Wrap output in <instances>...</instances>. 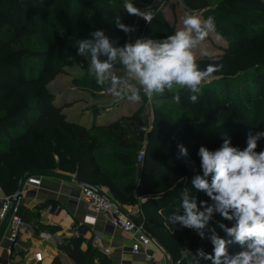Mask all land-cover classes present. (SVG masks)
Segmentation results:
<instances>
[{"label":"trees","instance_id":"1","mask_svg":"<svg viewBox=\"0 0 264 264\" xmlns=\"http://www.w3.org/2000/svg\"><path fill=\"white\" fill-rule=\"evenodd\" d=\"M134 1L146 6L152 0ZM206 1L182 0L188 10H204V18H214L216 31L227 41L223 50L224 62L239 60L256 44L264 42V0H223L213 8H206ZM87 2L83 0L75 11L68 0H63L62 6L58 0H0V189L5 195L12 196L24 174H48L55 170L74 176L75 180L93 189L105 187L120 208H137L133 220L142 224L170 264H189V260L180 255L182 250L195 255L197 249H202L211 254L212 245L189 229L179 226L173 229L167 225L166 218L180 209L181 191L185 188L196 196L198 206L200 201H208L204 193H196L191 185L193 176L201 174L197 151L201 146L218 149L223 140L212 139L204 131H193V124H206L204 118H211L228 128L230 122H237L236 117L241 121L237 125L242 128L244 137L230 138V141L232 146L239 147L251 134L247 128L254 135L259 130L264 132V100L254 96L253 102L257 98L262 109V115L259 114L262 127L257 130L256 115L253 120L246 117L248 115L241 107L219 99L213 87L203 86L196 105L189 103L188 94L180 89V105L190 116L179 123L161 112L160 107H154L155 118L146 137L143 161L137 164L136 150L141 145L136 127L133 132L126 129L131 133L129 138L121 129V123L128 119L90 129L79 123H66L59 114L63 107L52 102L53 94L44 87L47 80L60 73L55 64L59 58L54 52L55 38L59 35L65 38L74 31ZM49 18L52 23L61 20L58 35L50 34ZM245 22L259 26L248 27ZM138 24L142 33L140 38L161 40L174 33L158 15L149 23L140 19ZM30 60H34L33 64ZM15 67L18 68L17 76L13 75ZM164 98H171V95L165 94ZM212 107L217 109L213 111ZM132 119L134 125H138ZM166 130H172L170 136L176 137L175 141L163 140ZM36 134L41 136L35 137ZM106 135L114 139L113 143L105 141ZM177 144L184 145L187 157L179 156ZM159 146L160 149L153 151ZM162 146L171 151L167 152ZM23 147L30 149L29 156L20 157ZM107 151L112 160L118 162L103 155ZM181 178H184L183 183L178 182ZM215 220L220 217L216 216ZM224 223L231 226L228 221ZM220 235L223 237L224 233ZM228 250L235 254L241 248L231 245ZM63 251L75 264H107L103 257H98V262L94 263V253L81 252L75 242L66 245ZM51 264L60 262L54 259ZM200 264L211 262L201 259Z\"/></svg>","mask_w":264,"mask_h":264},{"label":"clouds","instance_id":"2","mask_svg":"<svg viewBox=\"0 0 264 264\" xmlns=\"http://www.w3.org/2000/svg\"><path fill=\"white\" fill-rule=\"evenodd\" d=\"M123 9L145 22L153 19L150 10L141 12L134 7V0H125ZM116 27L125 33L131 31L118 19ZM210 34H215L217 40L221 38L214 18L188 12L182 27L164 39L138 38L118 46L103 30H95L90 38L78 39L75 51L87 62L86 71L94 76L95 84L106 88L113 97L139 103L142 98L151 100L178 86L187 90L189 101L196 103L201 85L218 70L213 65L200 69L194 55ZM118 71L124 75H117ZM171 99L181 102L179 94H173ZM262 139L264 132L249 135L242 150L232 146L230 138H223L215 150L199 147L201 174L193 176L191 185L208 201H200L198 206L196 196L185 188L181 191L180 209L166 218L173 229H189L211 243V254L202 249H197L195 255L182 250L180 255L189 264H200L201 259L211 264H264V149L256 151ZM177 149L180 157L188 156L184 145L177 144ZM216 216L220 220H215ZM231 245H238L241 251L230 254Z\"/></svg>","mask_w":264,"mask_h":264},{"label":"rangeland","instance_id":"3","mask_svg":"<svg viewBox=\"0 0 264 264\" xmlns=\"http://www.w3.org/2000/svg\"><path fill=\"white\" fill-rule=\"evenodd\" d=\"M62 1L63 0H58L60 6H62ZM82 1L83 0H68V3L72 4V9L76 11ZM220 1L223 0H207L206 8H213L214 5ZM124 3L125 0H88L83 9L82 17L79 18L74 31L65 38L60 37V35L55 38L56 40L54 43L56 47L54 48V52H56L59 57L55 60V64L59 66L60 73L47 80L44 87L48 88L53 94L52 102L57 107H63L59 112L63 117V121L66 123H73V119L78 121L81 120L83 121L82 123H84V127L87 129L97 127L94 124L91 125L92 118H94L97 113L102 111L105 112L106 110V112H108L109 108L111 109L110 111H113L112 107L120 109L122 105L126 104L128 116L125 119L129 121L122 122L121 129L126 134V138H129L131 137V133L126 132V129L128 128L133 132V127H136V135L139 137L138 141L140 140L141 145V147L136 150L137 155L139 152H144L146 149V137L151 131L152 122L155 118L154 107H160L161 112L168 115L171 119L179 121V123H183L185 121L183 119L189 117L190 114L186 109L181 107L180 103H175L171 98H164L165 94L171 96L173 94L181 95L178 93L181 89L178 86L175 87L173 91L166 92L164 95L154 96L151 100L142 98L141 102L135 103V105L132 102L124 101L126 100L124 97L117 98L111 96L109 93L107 94L106 88L97 86L94 76L89 75L86 71L87 62L76 55L75 50L78 39L90 38V33L95 30H103L111 40L116 41L118 46H123L131 38L133 33H137L139 38L141 37L142 33L138 24V20L140 19L137 15L129 14L124 10ZM134 7L139 9V5L136 1H134ZM188 12L199 13L201 17L204 18V10L190 11L184 6L181 0L171 2L166 9H162L156 15H158L164 23H167L169 27L173 28L175 32L182 27V19ZM117 19L120 24L130 28L131 31L125 33L122 29L117 28ZM50 20L51 18L48 19V22H51ZM244 24L248 27L259 26V24L251 22H245ZM58 25H62L61 20L50 23V34H59ZM226 43V40L221 38L217 40L215 34H210L206 37L202 45L194 50L196 63L200 69H204L208 65H213L218 68V70L212 74L213 78L204 84L213 87L219 99L232 102L238 108L241 107L245 114L248 115L246 117L253 120V116L256 115V129L259 130L260 127H262L259 121L260 115H262L261 104H259L260 101H258L257 98L256 102L253 101L254 96L259 97V100H264V42L256 44L249 52L244 54L241 59L224 62L225 53L223 50L225 49ZM33 61L34 60H30V63L33 64ZM118 72L117 75L123 76ZM2 74L7 75L8 73L2 72ZM13 75H18V68H14ZM202 88L203 84L200 87V91L196 93L197 96L201 93ZM184 90L189 95L187 90ZM74 98H76L75 101L73 100ZM188 102L192 103L189 100ZM65 103L67 104L64 108L62 105ZM193 104L196 105L197 102ZM211 109L214 111L217 107H212ZM132 118L136 120L138 125H134ZM204 119L206 120V124H193V131H204L205 135L217 140L226 137L236 139L244 137L242 128H239L237 125V122L241 124V121L236 117L235 119L237 122L233 120L230 122L231 125L228 126V128L217 121H213L211 118ZM172 124H174L173 121ZM61 127L63 128V126ZM63 129L66 130V128ZM247 129L251 132L250 135H254L251 129ZM247 129H245L246 132ZM166 131L167 133L163 140L175 141L176 137L170 136L172 130ZM259 132L262 131L259 130ZM94 134H100V132H94ZM102 134L104 136L105 132ZM38 136H41V134L35 135V137ZM132 139L130 138L129 140ZM246 139L247 138H245L239 146L241 150L246 147ZM105 141L113 143L114 139L111 138L110 135H106ZM160 148L161 146L154 148L153 151ZM162 149H167V152L171 151L170 148L165 146H162ZM261 149H264V140L258 142L256 151L259 152ZM19 154L20 157H25V155L29 156L31 152L28 147H23ZM103 155L109 156L110 154L107 151L103 153ZM109 157L111 160L113 159L111 156ZM112 161L118 162L117 160Z\"/></svg>","mask_w":264,"mask_h":264},{"label":"crops","instance_id":"4","mask_svg":"<svg viewBox=\"0 0 264 264\" xmlns=\"http://www.w3.org/2000/svg\"><path fill=\"white\" fill-rule=\"evenodd\" d=\"M170 4L171 2L164 9ZM138 5L139 9L144 7ZM133 35L138 34L133 33ZM118 73L124 75L123 72ZM73 100L75 101L76 98ZM126 107L124 104L120 109L112 107L113 111L97 113L92 118L91 125L108 126L126 118L128 116ZM73 121L84 126L81 120L73 119ZM23 176L22 189H31L34 194L20 196L15 204L10 203L11 209L7 220L0 227V259L3 263L51 264L57 259L60 264H75L63 251L66 245L71 246L73 242L78 243L81 252L88 255L94 253L93 255L96 256L93 258L94 263L98 262V257L105 258L107 264L145 263L147 260L145 257L130 254L129 240L111 227L105 217L95 213L84 203L72 199L80 188L73 181L74 176L58 170L48 174L27 173ZM31 181H37L38 184ZM5 197L10 196L5 195L0 189V205ZM121 210L133 219L137 212L136 207L121 208ZM86 216L94 218L95 223L92 227H87L84 238H79L77 232ZM11 217H19L23 222L21 233L13 245L7 241L8 223ZM95 238H97L96 245L93 243ZM105 250H108L107 254L104 253ZM37 253L41 255L39 263L34 260V255ZM150 255L154 264H169L165 254L159 249H153Z\"/></svg>","mask_w":264,"mask_h":264},{"label":"built area","instance_id":"5","mask_svg":"<svg viewBox=\"0 0 264 264\" xmlns=\"http://www.w3.org/2000/svg\"><path fill=\"white\" fill-rule=\"evenodd\" d=\"M176 0H154L151 4H148L139 10L141 12L150 10L153 14V17L162 9H164L168 3ZM139 19L145 22L140 16ZM139 38V35H131V38L128 40L129 43L135 42ZM206 83V82H205ZM207 84L203 83V86ZM107 93V92H106ZM108 94V93H107ZM143 152H139L136 156V163L141 164L143 161ZM31 183L38 184L37 181H31ZM34 194L31 189H22L18 195L20 196H29ZM10 197H5L2 200L0 205V227L2 223L7 220L11 206ZM72 199L82 202L87 205L92 211L98 213L105 217L110 226L122 233L130 242V254L132 256H143L147 260L144 264H154V261L150 259V254L153 249H159L162 253L163 251L157 246V244L151 239V237L145 232L142 224L133 220L132 217L127 216L120 208L118 202L116 201L113 194L105 187H99L97 189H88L80 187L76 195L72 196ZM18 200V199H17ZM8 223V236L7 241L10 245H13L19 234L21 233L23 222L19 217L9 218ZM95 223V219L89 216H86L82 220V226L79 228L77 235L79 238H84L87 233V227H92ZM97 238L94 239L93 243L96 245ZM105 254L108 253V250L104 251ZM164 254V253H163ZM34 260L39 263L41 261V255L39 253L34 255ZM0 264L3 263V260L0 259Z\"/></svg>","mask_w":264,"mask_h":264},{"label":"water","instance_id":"6","mask_svg":"<svg viewBox=\"0 0 264 264\" xmlns=\"http://www.w3.org/2000/svg\"><path fill=\"white\" fill-rule=\"evenodd\" d=\"M23 179H24V176H21L20 179L18 180V183H17V186H16V189H15V192L14 194L12 195V199H11V204H15L17 202V199H18V195L21 191V188H22V183H23ZM79 187H84V188H88V189H93L92 187L86 185V184H83V183H80L78 182L77 180H73ZM170 264V263H169Z\"/></svg>","mask_w":264,"mask_h":264}]
</instances>
